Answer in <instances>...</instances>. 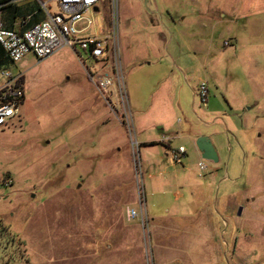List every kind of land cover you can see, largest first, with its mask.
I'll return each instance as SVG.
<instances>
[{"label": "rangeland", "instance_id": "1", "mask_svg": "<svg viewBox=\"0 0 264 264\" xmlns=\"http://www.w3.org/2000/svg\"><path fill=\"white\" fill-rule=\"evenodd\" d=\"M120 1L132 135L79 46L0 63L25 90L0 128V184L13 180L0 188V264H264V0ZM202 136L219 156L205 171ZM163 142L186 148L183 164Z\"/></svg>", "mask_w": 264, "mask_h": 264}, {"label": "built area", "instance_id": "2", "mask_svg": "<svg viewBox=\"0 0 264 264\" xmlns=\"http://www.w3.org/2000/svg\"><path fill=\"white\" fill-rule=\"evenodd\" d=\"M23 3L27 0H14ZM45 18L26 28L29 19L22 25L24 29L16 30L6 27L0 19V44L9 59L17 63L25 56L33 54L42 61L62 48L75 49L79 46L93 57L98 68L90 70L89 74L95 78V84L102 97L113 105V109L119 108L116 98L121 99L124 115H126L130 135L133 133L131 124L132 112L128 104V95L125 88L122 73V54L119 42L120 35V0H37ZM58 5V12H52L51 3ZM106 10L102 18V11ZM94 27V28H93ZM93 28V29H92ZM93 30L92 33L89 31ZM225 44H229L225 42ZM0 77L4 83L0 84V128L9 124L11 120L20 115L22 103L25 98V90L21 85L23 75L12 76L8 71L0 70ZM119 92L120 95L116 93ZM198 95L202 103L208 102L209 89L206 82L198 88ZM112 102V103H111ZM132 137V136H131ZM167 139V138H166ZM133 148L140 156L141 143L132 141ZM172 163L183 164L187 156L184 146L179 149L169 148ZM204 160V159H203ZM200 170H208V164L199 163ZM138 185L137 192L140 204L146 202L144 172L141 158L136 162ZM204 173V172H203ZM13 185L12 179H4L1 187ZM132 219H139L145 225L146 215L144 211L139 213L131 211Z\"/></svg>", "mask_w": 264, "mask_h": 264}, {"label": "trees", "instance_id": "3", "mask_svg": "<svg viewBox=\"0 0 264 264\" xmlns=\"http://www.w3.org/2000/svg\"><path fill=\"white\" fill-rule=\"evenodd\" d=\"M1 10L6 13L5 17H7V20L5 18V22L1 19V15H0V19L4 22V24L6 25V27L11 28V29H15L17 27V21H16V16L17 15H22V18L20 21H18L21 25H20V29H24L23 27V23L25 21H27V19H29V23L27 24L26 28L32 26L34 23H37L39 21V16L37 15V11L32 12L30 11V9L28 7H26L25 5H20L19 3L15 2L14 0H0V12ZM41 11V9H40ZM6 52L3 49L2 45L0 44V63L2 62V60L5 58L7 59L6 56ZM9 58V57H8ZM9 60V59H7ZM159 142H152L150 144H157ZM166 146H168V144L166 142H163ZM167 148H170V146H168ZM0 224H2L1 220H0ZM9 230L10 228L8 226H6L4 228V232L3 233H8L9 234Z\"/></svg>", "mask_w": 264, "mask_h": 264}, {"label": "water", "instance_id": "4", "mask_svg": "<svg viewBox=\"0 0 264 264\" xmlns=\"http://www.w3.org/2000/svg\"><path fill=\"white\" fill-rule=\"evenodd\" d=\"M149 0H145V5H147ZM197 147L202 154V158L204 160L218 163L219 156L218 153L211 141V139L207 136H202L197 140Z\"/></svg>", "mask_w": 264, "mask_h": 264}, {"label": "crops", "instance_id": "5", "mask_svg": "<svg viewBox=\"0 0 264 264\" xmlns=\"http://www.w3.org/2000/svg\"><path fill=\"white\" fill-rule=\"evenodd\" d=\"M31 0H27V1H25V2H23V3H19L20 5L21 4H26V3H28V2H30ZM37 15L39 16V21H41V20H43L44 18H45V16H43V15H41L40 14V12H38L37 13ZM17 27L15 28L16 30H20V23L19 22H17ZM131 124H132V126H133V129H134V127H135V120H134V118L133 117H131ZM151 142H158V141H156V140H151V141H149V142H147V143H151ZM171 143V142H170ZM163 145L165 146V148H166V150H168L169 151V148H167L168 146H170V144H168V146H166L164 143H163ZM171 147V146H170ZM205 176V175H204Z\"/></svg>", "mask_w": 264, "mask_h": 264}]
</instances>
